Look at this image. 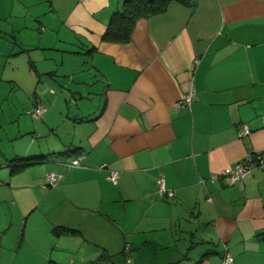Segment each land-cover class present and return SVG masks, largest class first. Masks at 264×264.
Instances as JSON below:
<instances>
[{
	"label": "crops",
	"instance_id": "0c3cea01",
	"mask_svg": "<svg viewBox=\"0 0 264 264\" xmlns=\"http://www.w3.org/2000/svg\"><path fill=\"white\" fill-rule=\"evenodd\" d=\"M122 5L0 0V264H220L225 250L233 264H264V167L234 184L209 179L264 157V0H171L137 18L127 41L103 39ZM50 46L89 60L90 89L71 91L87 104L65 115L42 83L58 66L18 60ZM190 88L191 105L177 106ZM39 103L47 108L33 117ZM242 125L250 131L239 136ZM49 172L63 173L54 187ZM158 178L172 197L159 195Z\"/></svg>",
	"mask_w": 264,
	"mask_h": 264
},
{
	"label": "rangeland",
	"instance_id": "374dc122",
	"mask_svg": "<svg viewBox=\"0 0 264 264\" xmlns=\"http://www.w3.org/2000/svg\"><path fill=\"white\" fill-rule=\"evenodd\" d=\"M44 29L46 28L45 26H42ZM37 32V35L40 34V31H35ZM62 33V32H61ZM22 34H24L23 32H19L18 35L21 36ZM61 55H63L64 57V64H60L61 61ZM76 56L73 53H69V52H63V51H55L52 46H50V48H43V47H28V50H26L25 52H22L19 59L21 61L22 67L26 68L27 67V63H29V60H32L33 63L35 64V68L38 67V70L41 69L40 68V64H41V60H44V63H46L48 66L50 67H56L58 66V72L53 74L50 78L44 77V80L42 79V83H44V81L47 83V87L46 88V92L48 93L49 91V87L52 86L54 91L56 92V96H59V100L57 101V104H61V110L62 113L61 115H65L66 113V105L70 106V110L72 108H74L75 106V102L79 103V104H87V100H85V98H81L79 96V93H74L75 98H73L71 91H79L81 92L83 95H86L87 90L90 89V84L88 82V85L85 84V82L87 83V80L82 79L83 75H84V69L87 67L89 60L87 59V57H74ZM54 59H53V58ZM53 60V62H52ZM58 64V65H56ZM73 67L75 68V70H77V67H82L79 69H83L82 71H80L77 74H73L75 76V78L73 76H70L69 74H65L62 75V73L64 71H70L71 69H73ZM50 81V83H49ZM80 81H84V83L80 82ZM88 88L87 90L85 88ZM92 89H96V88H92ZM33 90H28L29 94L31 95V97L33 98V93L30 92ZM22 92V93H21ZM16 93H21L23 94V91L20 90H15L11 93L10 95V100L11 102L13 101V97L15 96ZM30 97V96H29ZM67 99V102L65 101ZM8 100V99H7ZM51 98H48L47 101V105H51ZM31 100L29 99L28 104L30 105ZM47 108V107H46ZM54 116H56V118H54V120L58 121L60 119V115L57 116L55 115L54 112ZM29 118H32L34 120V118L29 114ZM62 123V122H61ZM59 124L60 130L61 132L67 133L65 135V139L67 141H69V139H71L72 137V133L69 132V130L67 129V127L65 126V124ZM60 132V133H61ZM64 136V134H62V137ZM6 208H8L6 206ZM35 215L37 216L38 220L36 221V223L38 224L39 221H42L40 215L38 212L35 213ZM14 216L16 219H18L19 217V212L18 210H14ZM45 223H40L39 228L42 229V225ZM8 243V242H7ZM9 245V243H8ZM26 258V255L23 257ZM116 261V263L118 264H124V260L121 258V260H114ZM74 264H78L77 261L74 262ZM92 264H109L108 262H100V263H92Z\"/></svg>",
	"mask_w": 264,
	"mask_h": 264
},
{
	"label": "built area",
	"instance_id": "2783aa9c",
	"mask_svg": "<svg viewBox=\"0 0 264 264\" xmlns=\"http://www.w3.org/2000/svg\"><path fill=\"white\" fill-rule=\"evenodd\" d=\"M193 95H194V89L190 88L187 92H185L181 96L180 100L176 102V105L177 106H181V105L190 106L193 101ZM45 110H46V107L44 106V104L39 103L33 106L29 110V113L33 117H39L45 112ZM262 122H264V115H262ZM249 131L250 129L247 125H242L239 128L238 134L239 136H244L248 134ZM80 159H81V156H77L71 159L69 162L64 163V165L67 169L79 166ZM256 166L264 167V157H262V155L258 152L253 155H247L244 159L237 161L233 166L226 167L220 172L211 174L209 179L210 181H215L219 177L223 176L226 178L229 184H234L240 181L241 179H243L249 173H251L253 168H255ZM106 177L113 183H116L119 177V172L117 170H109ZM62 178H63V173L61 172H49L46 175L45 185L47 187H54L62 180ZM202 182H204V180H202ZM156 187H157V192L161 196L172 197L174 195L173 190L166 187L163 178H158L156 180ZM126 248H128V246H126ZM67 264H73V263L72 261H69L67 262ZM220 264H233V256L225 250Z\"/></svg>",
	"mask_w": 264,
	"mask_h": 264
},
{
	"label": "trees",
	"instance_id": "16d2710c",
	"mask_svg": "<svg viewBox=\"0 0 264 264\" xmlns=\"http://www.w3.org/2000/svg\"><path fill=\"white\" fill-rule=\"evenodd\" d=\"M170 1L171 0H123L122 9L111 15L102 38L118 42L127 41L130 38L131 28L137 18L163 11ZM37 157L38 156L14 158L12 161L15 160L16 162L12 164V170L32 163V159Z\"/></svg>",
	"mask_w": 264,
	"mask_h": 264
}]
</instances>
